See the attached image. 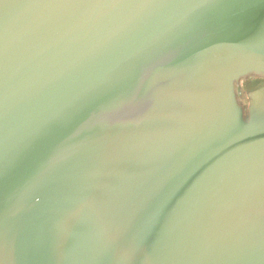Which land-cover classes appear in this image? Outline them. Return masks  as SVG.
Masks as SVG:
<instances>
[{
  "label": "water",
  "instance_id": "95a60500",
  "mask_svg": "<svg viewBox=\"0 0 264 264\" xmlns=\"http://www.w3.org/2000/svg\"><path fill=\"white\" fill-rule=\"evenodd\" d=\"M264 0H0V264H264Z\"/></svg>",
  "mask_w": 264,
  "mask_h": 264
},
{
  "label": "flooded vegetation",
  "instance_id": "af4514ba",
  "mask_svg": "<svg viewBox=\"0 0 264 264\" xmlns=\"http://www.w3.org/2000/svg\"><path fill=\"white\" fill-rule=\"evenodd\" d=\"M238 87L241 90V95L239 96L238 101L241 106L247 107L250 104L249 93L264 88V76H247L239 81Z\"/></svg>",
  "mask_w": 264,
  "mask_h": 264
}]
</instances>
